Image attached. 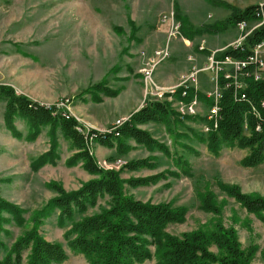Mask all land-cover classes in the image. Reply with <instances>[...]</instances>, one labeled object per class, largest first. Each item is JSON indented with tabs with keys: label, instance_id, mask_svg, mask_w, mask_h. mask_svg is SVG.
Segmentation results:
<instances>
[{
	"label": "rangeland",
	"instance_id": "rangeland-1",
	"mask_svg": "<svg viewBox=\"0 0 264 264\" xmlns=\"http://www.w3.org/2000/svg\"><path fill=\"white\" fill-rule=\"evenodd\" d=\"M217 1L239 11L264 6V0ZM230 15V9L209 0H0V88H12L43 105L66 109L85 134L115 133L119 121L127 122L149 101L168 102L176 115L170 126L149 123L139 127L164 149L151 150L127 140L120 151L119 142L110 147L92 142L98 164L117 172L124 193L135 200L186 210L184 221L169 225L166 233L181 236L198 230H232L242 250L252 253V263L264 264L263 217L248 213L221 188L237 187L242 194L264 198V162L255 168L244 167L249 150L237 146L210 152L208 143L199 139L207 133L209 106L198 100L196 113L182 116L180 111L186 110L173 96L187 84L217 101L220 68L201 50L222 52L242 46L245 33L249 36L264 23H248L244 34L236 26L217 32V24ZM183 21L194 31L212 28L216 33L196 35L188 45L180 31L170 37L172 23ZM164 49L170 51V58L145 74L143 70L150 69L149 58ZM223 68L232 70L229 65ZM195 70L199 73L193 83ZM101 84L105 92L97 90ZM158 93L165 98L158 100ZM5 112L6 102L0 98V199L14 208L10 212L18 210L22 220L19 224L13 213H1V240L10 250L35 227V215L58 198L53 185L71 194L95 177L85 171L82 162L73 161L77 150L60 131L45 126L34 132L24 119L6 121ZM141 160L150 167L137 171L125 167ZM133 179L147 182L133 187L128 183ZM208 193L214 197V210L203 208V196ZM109 202L108 197L99 198L96 206L76 213L71 221L62 220L56 209L41 219V237L59 243L68 253L62 264H90L85 256L68 249L73 226L98 214ZM155 262L153 257L143 264Z\"/></svg>",
	"mask_w": 264,
	"mask_h": 264
},
{
	"label": "trees",
	"instance_id": "trees-1",
	"mask_svg": "<svg viewBox=\"0 0 264 264\" xmlns=\"http://www.w3.org/2000/svg\"><path fill=\"white\" fill-rule=\"evenodd\" d=\"M213 4L231 10L230 17L217 24L216 31L224 32L231 26L241 22H258L264 20V6L253 5L239 11L217 0H209ZM189 27V28H188ZM181 35L193 41L196 35L215 32L212 28L194 31L187 22L180 23ZM191 34V35H190ZM264 43V23L244 40L237 49L228 47L214 54L216 63L229 57L233 60L245 61L252 55V49ZM208 53V52H206ZM212 57V56H211ZM254 65H249L239 81L245 88L236 86L233 78L226 79V68L218 72V83L221 88L220 97L216 100L208 97L194 87L181 86L173 95L184 103L194 98L204 101L209 109L217 107L218 113L212 119H206L208 131L199 139L207 142L208 149L216 153L222 146H237L248 149L249 155L243 160V166L255 168L264 162V78L255 80L252 75ZM99 85L98 91L105 92ZM184 92L186 95L184 96ZM0 98L6 102L5 119L13 122L16 118L24 119L36 132L45 126H51L54 132H61L72 147L77 150L73 161L82 162L85 171L95 177L83 185L77 192L68 194L59 185H53L58 198L48 207L35 215V227L19 238L9 249L1 240L3 230L2 211L13 213L9 204L0 199V264H62L68 260V253L59 243L49 242L41 237L39 226L47 212L54 209L61 213L62 220L71 221L76 213L84 214L88 207H94L99 198L108 197V207L98 214L86 216L73 226L74 237L70 240L69 251L85 256L90 264H143L155 257V264H253L251 252L242 250L236 234L232 230L203 231L198 230L174 236L166 233L171 224L184 221L186 210L172 208L169 204H150L135 200L124 193V182L119 174L112 170H104L98 164L91 147L86 142L92 138L94 143L112 146L119 142V150H124L127 140H134L148 149H164L149 132L139 127L149 123L171 125L176 116L168 102L149 101L136 112L115 133L101 134L90 132L86 137L78 128H84L66 109L55 106L48 108L27 96L19 95L12 88H0ZM119 135H116V134ZM93 135V136H92ZM89 142V141H88ZM56 144L54 141L53 147ZM44 160V159H43ZM40 160L38 164H41ZM130 171L142 167H150L148 161H133L125 166ZM146 180H130V186L138 187L146 184ZM230 197L234 198L248 213L261 215L264 221V198L242 194L237 187L221 185ZM204 197L203 208L214 210L212 194ZM216 249V251H213ZM28 253L24 257L25 253Z\"/></svg>",
	"mask_w": 264,
	"mask_h": 264
},
{
	"label": "built area",
	"instance_id": "built-area-1",
	"mask_svg": "<svg viewBox=\"0 0 264 264\" xmlns=\"http://www.w3.org/2000/svg\"><path fill=\"white\" fill-rule=\"evenodd\" d=\"M166 21H167V18H164L163 22H166ZM236 27H237L238 31L240 32V34H244L246 32V30H247L248 23L247 22H241V23L237 24ZM179 29H180V24L172 23V30H171L170 37H176L179 34ZM246 37H247V34L245 33L244 37H242L243 41L245 40ZM238 47H241V46H235L233 48L237 49ZM201 49H203V48H201ZM143 56H145V55L143 54ZM170 56H171V53H170V51L168 49H164L162 51H157L156 53H154V56L149 58V60H148L147 67L149 65L150 69L148 70V69L145 68L143 70V72L145 74L149 75L151 72L154 71V69L160 63L168 60L170 58ZM210 58L212 59V65H214V67L216 66L217 69L220 68L218 70V72L221 71L222 69H224L223 67H226V65L232 66V70L230 72H227L226 75H225L226 79L233 78L236 81V86L237 87L244 88V85H243L242 81H239V77H240L241 74H243L244 70H246V68L249 65H251V64L254 65V70L252 72V75L255 78V80H260L261 79V74L264 72V43L259 44L255 48H253L252 49V55L245 61L233 60L232 58L227 57L221 63H216L214 61L213 56L210 57ZM198 73L199 72L196 71V70L192 73L191 81L193 83H196L197 74ZM217 75H218V73H217ZM183 85L185 86V88H189L190 87L187 84H183ZM183 95L185 96L186 92H184ZM157 97H158V100H163L165 98V95H164V93H158ZM219 97H220V94L218 95V98ZM179 104H180L182 110H184V109L186 110V111H182V112L180 111L182 116H184L186 114L184 112H189L190 115L191 114H195L196 113V107L198 105V99L194 98L190 103H184V102L179 101ZM46 107L51 108V106H46ZM217 113H218V108L217 107L212 108L209 111L208 119H212L213 116H215ZM125 123L126 122L123 123V122L119 121L118 122V124H119L118 129L121 128ZM78 130L82 131V133L85 134L84 133V128L83 129L82 128H78ZM117 130H116V132H117ZM206 130L208 131V128ZM88 134H89V132H88ZM88 134H85V136L87 137ZM116 135H119V134L117 133ZM88 141L86 142V147L89 148L90 144H92L93 139L89 138Z\"/></svg>",
	"mask_w": 264,
	"mask_h": 264
},
{
	"label": "crops",
	"instance_id": "crops-1",
	"mask_svg": "<svg viewBox=\"0 0 264 264\" xmlns=\"http://www.w3.org/2000/svg\"><path fill=\"white\" fill-rule=\"evenodd\" d=\"M203 38V37H202ZM194 40V39H193ZM196 40V39H195ZM205 41V40H204ZM185 42L186 43H188V45H191V43L193 42V41H189V40H186L185 39ZM202 47V46H201ZM198 49L200 50V47H198ZM201 52H203V53H206V52H208L207 54H208V58H210L211 56H213V54L212 53H216V52H220V49H214V50H209V49H205V50H201ZM202 54V53H201Z\"/></svg>",
	"mask_w": 264,
	"mask_h": 264
}]
</instances>
